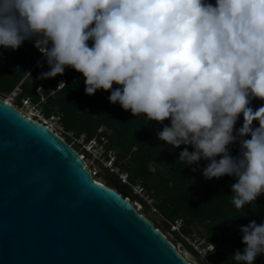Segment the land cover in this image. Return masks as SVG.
<instances>
[{"label": "clouds", "instance_id": "clouds-1", "mask_svg": "<svg viewBox=\"0 0 264 264\" xmlns=\"http://www.w3.org/2000/svg\"><path fill=\"white\" fill-rule=\"evenodd\" d=\"M32 37L51 45L39 48L50 68L43 78L71 67L86 95L103 89L133 116L170 119L158 138L191 145L179 153L185 165L210 161L206 179L234 176L236 209L264 194V105L249 107L264 100V0H0V46L16 50ZM240 232L245 247L232 264H253L264 254V223Z\"/></svg>", "mask_w": 264, "mask_h": 264}, {"label": "water", "instance_id": "water-1", "mask_svg": "<svg viewBox=\"0 0 264 264\" xmlns=\"http://www.w3.org/2000/svg\"><path fill=\"white\" fill-rule=\"evenodd\" d=\"M101 173L111 187L75 146L0 97V264H209L183 238L188 251L177 250L153 226L161 214Z\"/></svg>", "mask_w": 264, "mask_h": 264}, {"label": "trees", "instance_id": "trees-1", "mask_svg": "<svg viewBox=\"0 0 264 264\" xmlns=\"http://www.w3.org/2000/svg\"><path fill=\"white\" fill-rule=\"evenodd\" d=\"M208 2L215 4V0ZM0 54V95L9 94L18 87L17 101L23 97L37 101L39 95L36 88L40 86L45 97L41 103L42 110L46 115L55 113L59 116L65 141L69 143L70 139L65 132H71L74 136L83 134L85 140L104 137L106 152L112 151L114 154V166L146 190L153 207L163 218L164 228L180 221L178 234L191 238L196 236L205 245H215L209 256L210 264H232L234 254L242 252L245 247L241 242L240 227L253 220L258 224L264 223V194L258 196L253 204L236 209L230 198L231 185L236 182L234 176L206 179L203 170L210 161L201 159L191 165L178 161L179 153L185 147L189 152L194 149L191 145L183 144L174 148L158 138L157 133L165 125L170 126V119L156 122L147 121L143 114L133 116L119 103L109 101L110 91L99 89L91 96L86 95L83 75L71 67H66L63 87L50 94L59 75L43 78L42 74L50 71V68L47 58L41 55L32 39H26L16 50L0 46ZM116 87L119 86L114 84L113 89ZM262 105L264 100L253 98L249 107L255 111ZM243 123L241 114L233 135ZM252 127H259V122L254 121ZM250 138V135L243 137ZM239 140L237 137L236 142L228 146L229 154L233 157L240 155ZM79 154L85 160L86 154L82 150ZM220 158L216 157L217 160ZM103 169L101 167L95 173L104 180L105 185L111 187L112 181L101 173ZM106 172L112 180L120 182L116 175ZM162 224L153 221V226L160 230ZM253 264H264V254L258 255Z\"/></svg>", "mask_w": 264, "mask_h": 264}, {"label": "built area", "instance_id": "built-area-1", "mask_svg": "<svg viewBox=\"0 0 264 264\" xmlns=\"http://www.w3.org/2000/svg\"><path fill=\"white\" fill-rule=\"evenodd\" d=\"M66 69L67 68H65V70ZM64 73L63 75L58 76V81L49 91L50 94H53L56 90H59L60 88L63 87L65 83ZM18 91H19L18 87L12 91L14 97H16ZM36 93L39 95V100L33 101L32 98L30 97H23L19 99L17 103H14L12 105L17 107L21 112H23L24 115L49 127L56 134H58L60 137L64 139V136L62 134L64 131L62 129L59 116L55 113L46 115L42 110L41 103L44 102L45 97L42 94V88L40 86L36 88ZM99 131H101V129H99ZM65 133L70 138L69 139L70 145H73L74 143L80 145V147H82L83 149L82 151H84V154H87L89 157L95 159L97 162L99 161L104 169L116 175L120 180V182L126 184L128 190L133 194H135L137 198H139L138 200L143 199L142 201L145 200L144 201L145 203L146 202L151 203L152 199L149 197L146 190L137 182H132L128 178V175L125 172H121L116 166H114L113 164L114 154L112 151L106 152L104 146L106 139H104V137H100V140L97 139L85 140L83 134H80L79 136H74L71 132H65ZM105 153L107 157L105 156ZM90 174L91 177H93L92 171H90ZM125 199L128 198L125 197ZM136 205L138 206V203H136ZM175 228H177V226H175ZM194 248L196 249L195 245ZM196 251L198 250L196 249Z\"/></svg>", "mask_w": 264, "mask_h": 264}, {"label": "rangeland", "instance_id": "rangeland-1", "mask_svg": "<svg viewBox=\"0 0 264 264\" xmlns=\"http://www.w3.org/2000/svg\"><path fill=\"white\" fill-rule=\"evenodd\" d=\"M31 39L34 40L35 45L36 44L39 45V47L36 45L38 47V49L40 48L42 50L43 47H49V48L51 47L50 43L47 44V45H44V44L43 45H40L39 44V43H41L40 37H32ZM88 42L89 43H92V41H88ZM89 46H91V45H89ZM43 56H45L44 53H43ZM1 98L3 100H5V101L8 100L7 102H10L11 104L17 103V100L15 99V97H14V95H13L12 92L9 93V94H6V95H2ZM73 146H75L78 149V151L83 150L82 147H80V145H77L76 143H74ZM82 152H84V151H82ZM84 161L86 163V166L88 168H90L91 171L93 172V177H95L98 180H101L102 182H104V180L95 173V172L98 171L99 168L103 167L102 164L99 161L97 162L95 159H92L87 154H86V158H85ZM104 171H105V173H107L106 170H104ZM110 185L112 186V184H110ZM138 199L139 198H137V200H136L137 203H138V206H140L142 208L143 205L139 202ZM141 200H143V199H141ZM152 203H153V201H151V203L146 202V205L147 206H150V207H153ZM179 222L180 221H176V222H174V226L170 224L167 228H164L165 226L162 224L163 223V218H162L159 223H161L163 226L161 227V230L160 229L159 230L164 234V236L180 252H187L188 251L187 248L183 245L182 241L180 240L181 238L185 239L189 244H191L193 246L195 245L196 249L200 252V255H201L202 259L208 261V263H209V256L211 254V251H210L211 246L210 245H205V243L203 242V240L200 239V238L198 239L196 236L194 238H191V237H183L182 235L178 234L177 229H178V226H179ZM175 226H177V228H175ZM172 231H174V232H172Z\"/></svg>", "mask_w": 264, "mask_h": 264}, {"label": "flooded vegetation", "instance_id": "flooded-vegetation-1", "mask_svg": "<svg viewBox=\"0 0 264 264\" xmlns=\"http://www.w3.org/2000/svg\"><path fill=\"white\" fill-rule=\"evenodd\" d=\"M143 213H144L145 215L149 216V213H148L145 209L143 210ZM194 253H197V251L194 250ZM207 262H208V261H207Z\"/></svg>", "mask_w": 264, "mask_h": 264}, {"label": "bare ground", "instance_id": "bare-ground-1", "mask_svg": "<svg viewBox=\"0 0 264 264\" xmlns=\"http://www.w3.org/2000/svg\"><path fill=\"white\" fill-rule=\"evenodd\" d=\"M40 39H41V38H40ZM41 43H42V41H41ZM41 43H39V44H40V45H43V44H41ZM7 101H8V100H7ZM136 207L138 208V207H140V206H137V205H136Z\"/></svg>", "mask_w": 264, "mask_h": 264}]
</instances>
